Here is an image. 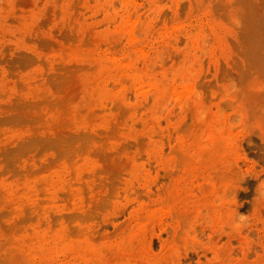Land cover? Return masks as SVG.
<instances>
[{"label": "rangeland", "instance_id": "1", "mask_svg": "<svg viewBox=\"0 0 264 264\" xmlns=\"http://www.w3.org/2000/svg\"><path fill=\"white\" fill-rule=\"evenodd\" d=\"M0 264H264V0H0Z\"/></svg>", "mask_w": 264, "mask_h": 264}, {"label": "clouds", "instance_id": "2", "mask_svg": "<svg viewBox=\"0 0 264 264\" xmlns=\"http://www.w3.org/2000/svg\"><path fill=\"white\" fill-rule=\"evenodd\" d=\"M234 91H238V89H235L234 88ZM248 217L241 214L238 216V219L236 220L235 224H234V227L236 228H240V227H243L245 222L247 221Z\"/></svg>", "mask_w": 264, "mask_h": 264}]
</instances>
